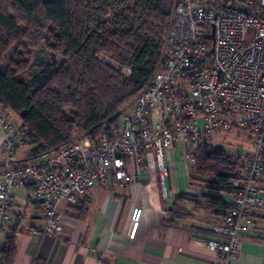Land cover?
<instances>
[{
    "label": "built area",
    "instance_id": "built-area-1",
    "mask_svg": "<svg viewBox=\"0 0 264 264\" xmlns=\"http://www.w3.org/2000/svg\"><path fill=\"white\" fill-rule=\"evenodd\" d=\"M15 124V125H14ZM7 155L0 177V234L10 221L12 190L30 187L38 204L41 236L63 232L61 204L76 205L84 192L123 182L152 154L160 191L166 195V153L180 145L189 167L199 147L212 148L213 134L243 131L251 142L234 173L229 207L203 239L213 264H233L251 232L264 231V0H176L164 53L135 102L95 135L76 134L55 149L15 161L26 127L0 106ZM142 208L130 213L125 238L136 237Z\"/></svg>",
    "mask_w": 264,
    "mask_h": 264
},
{
    "label": "trees",
    "instance_id": "trees-1",
    "mask_svg": "<svg viewBox=\"0 0 264 264\" xmlns=\"http://www.w3.org/2000/svg\"><path fill=\"white\" fill-rule=\"evenodd\" d=\"M171 2L0 0V61L15 47L0 68V106L26 127L23 145L31 147V156L78 133L95 135L100 122L114 121L134 100L159 63ZM40 46L49 56L34 63L32 50ZM198 152L190 185L199 183L201 193L179 194L165 219L169 225L193 211L215 220L229 207L226 196L234 191L242 153L207 144ZM73 206L78 217L85 215L80 199ZM15 255L11 236L0 249V264H13Z\"/></svg>",
    "mask_w": 264,
    "mask_h": 264
},
{
    "label": "crops",
    "instance_id": "crops-1",
    "mask_svg": "<svg viewBox=\"0 0 264 264\" xmlns=\"http://www.w3.org/2000/svg\"><path fill=\"white\" fill-rule=\"evenodd\" d=\"M7 116L16 123V116L10 112ZM14 133L6 134L0 125V177L7 159L2 142ZM30 150V146L18 145L12 158L27 162ZM146 162L138 173L129 172L123 182L112 180L104 188L87 189L80 198L86 207L84 216L78 217L76 207L61 204L58 210L63 232L56 235L35 233L43 224L39 206L29 200L26 185L14 187L10 221L1 230L0 249L14 236L13 264H213L215 254L203 244L212 227L210 216L193 211L190 218L171 225L165 222L179 194L201 193L200 187L190 185L181 146L175 145L166 153V195L160 191L152 154ZM135 206L142 208V217L136 237L128 240L125 230ZM232 263L264 264L263 230L246 236Z\"/></svg>",
    "mask_w": 264,
    "mask_h": 264
},
{
    "label": "rangeland",
    "instance_id": "rangeland-1",
    "mask_svg": "<svg viewBox=\"0 0 264 264\" xmlns=\"http://www.w3.org/2000/svg\"><path fill=\"white\" fill-rule=\"evenodd\" d=\"M176 0H172L170 4H167L166 11L164 12L167 17H168V22H167V28L166 31L162 37V55L164 53V39L167 34L169 24H170V19H171V14L175 5ZM15 51V47L11 48L6 54L5 57L2 61H0V68H6L7 63L9 60L12 58L13 53ZM32 57L34 60V63L40 62L41 60L47 58L49 56V53L43 48V46L38 47L37 49L32 50ZM161 55V57H162ZM138 95V94H137ZM136 97L134 100L129 103L127 106H125L121 111H123L125 108H127L129 105L133 104L135 102ZM119 111V113L121 112ZM80 134V133H78ZM213 141H212V146H221L225 151H227L230 154H240L242 153V158H244L245 153L251 149V142L247 135L241 131V130H230V131H225L221 133H214L213 135ZM199 152L197 151L196 158L198 157ZM190 174L192 173V169L189 167ZM199 183L192 185L193 187H200L198 186Z\"/></svg>",
    "mask_w": 264,
    "mask_h": 264
}]
</instances>
